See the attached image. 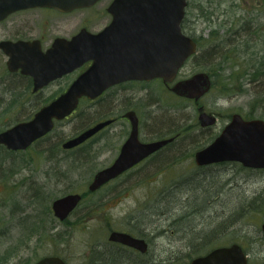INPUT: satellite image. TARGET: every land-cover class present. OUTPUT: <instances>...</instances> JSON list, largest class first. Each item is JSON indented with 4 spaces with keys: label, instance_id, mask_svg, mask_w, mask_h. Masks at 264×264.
Here are the masks:
<instances>
[{
    "label": "rangeland",
    "instance_id": "rangeland-1",
    "mask_svg": "<svg viewBox=\"0 0 264 264\" xmlns=\"http://www.w3.org/2000/svg\"><path fill=\"white\" fill-rule=\"evenodd\" d=\"M110 2L101 0L91 8L57 17V27H51L53 21L46 25L48 17H36V11L15 15L0 25V40L55 34L67 38L82 27L98 32L110 21L106 11ZM186 13L183 30L201 51L228 36L240 45L247 38L248 44H243L254 56L264 51V0H188ZM245 50L228 49L230 53ZM254 56L252 61L257 59ZM241 62L237 54L226 60L205 54L188 59L177 80L205 72L212 81L198 103L175 96L161 83L124 84L96 103L82 102L73 115L57 122L26 150L11 152L0 146V264H34L49 255L61 257L66 264H149L151 258L155 264H189L211 249L242 243L246 235L258 237L264 222V171L237 163L197 167L193 159L232 114L264 120V84L244 85L242 72H236ZM5 67L0 53V131L16 119L31 116L81 70L12 106L8 100L24 94L26 86ZM231 70L235 77L228 76ZM133 107L140 111L143 142L174 133L179 138L154 160L89 194L87 186L94 174L107 166L125 137L124 123L118 121L78 150L65 151L61 144L108 114L120 115ZM198 107L217 116L214 127H199ZM70 193H83V200L59 223L51 203ZM111 230L147 240L146 260L138 262L125 253L126 260L119 263L114 256L103 255Z\"/></svg>",
    "mask_w": 264,
    "mask_h": 264
},
{
    "label": "water",
    "instance_id": "water-1",
    "mask_svg": "<svg viewBox=\"0 0 264 264\" xmlns=\"http://www.w3.org/2000/svg\"><path fill=\"white\" fill-rule=\"evenodd\" d=\"M99 0H0V21L8 14L30 8H53L60 12L88 8ZM188 0H112L107 7L109 25L91 33L82 28L70 40L57 38L42 51L38 41H1L0 50L7 56L8 72H18L32 79V92L50 82L72 73L87 62L91 64L80 73L65 92L42 106L31 119L16 123L0 132V145L7 150L27 149L34 141L48 134L54 121H61L77 107L81 97L94 99L107 88L130 80L161 79L172 83L186 60L197 50L196 42L181 30ZM211 81L204 72L176 81L171 91L180 97L198 100L209 91ZM131 133L122 145L112 165L97 171L87 189L94 192L109 180L133 167L145 157L171 142L173 138L142 143L138 140L137 120L131 118ZM201 127L216 122L199 110ZM108 124L100 122L61 144L71 149ZM197 166L236 162L244 168L264 171V120L244 119L231 115L215 139L194 154ZM81 201L79 193L56 198L51 203L53 216L64 221ZM264 234V223L261 225ZM108 239L146 251L143 239L129 233L112 231ZM238 245L219 247L196 257L189 264H244ZM34 264H66L58 256H44Z\"/></svg>",
    "mask_w": 264,
    "mask_h": 264
},
{
    "label": "flooded vegetation",
    "instance_id": "flooded-vegetation-1",
    "mask_svg": "<svg viewBox=\"0 0 264 264\" xmlns=\"http://www.w3.org/2000/svg\"><path fill=\"white\" fill-rule=\"evenodd\" d=\"M101 1V0H100ZM100 1H98L97 3H99ZM96 3V4H97ZM95 5V4H94ZM93 5V6H94ZM91 6V7H93ZM89 7V8H91ZM83 9H88V8H82V9H78V10H83ZM78 10H73V11H70V12H60L56 9H53V8H30V9H25V10H19V11H16V12H13V13H10L8 14L3 20L0 21V25L4 24V23H8L9 19H11L12 17H15V15H21V14H24V13H27V12H30V11H36L38 12L39 16H36V17H48V20L45 21L46 25H48L50 22L52 23V21L54 22L51 27H57L59 22L57 20V17H66L67 15H70L72 14L73 12H76ZM106 11H107V8H106ZM110 21H111V17H110ZM110 21L107 23V25H109ZM184 22V21H183ZM106 25V26H107ZM104 26V27H106ZM103 27V28H104ZM184 27V25H183ZM82 28H85V27H82ZM82 28H80L75 34L71 35L70 37H63V36H58V35H52V36H49V38H45L46 36L43 35V36H40V37H37V38H33V39H26V38H18V39H1V41H11V42H15V41H38L39 44H40V47L42 49V51H46L47 49H49L53 42L57 39V38H64L66 40H70L74 35H76ZM102 28V29H103ZM87 31H89L87 28H85ZM101 29V30H102ZM100 30V31H101ZM91 32V31H89ZM99 32V31H98ZM91 33H97V32H91ZM48 37V36H47ZM0 53L1 55H3L5 57V66H6V61H7V56L0 50ZM91 64V62H87L85 63L82 67H80L79 69L80 72L73 78L71 79L70 83L80 74L82 73L86 68H88V66ZM6 68V67H5ZM78 69V70H79ZM7 70V68H6ZM77 70L73 71L72 73L70 74H67L57 80H54L52 82H50L48 85H46L45 87H43L41 90L37 91V92H32V79L28 76H23L18 72H15V73H10V74H16V75H20V76H23V77H26L28 80H29V90L31 89V92H27V93H24V94H20L14 98H11L9 99L8 101H13L11 102L12 103V106L14 105V103L16 102H20V101H23V104L27 101H29L31 98L33 97H37L43 90L47 89L50 85H53L55 83H58L60 81H62L63 79L69 77L71 74L75 73ZM9 73V72H8ZM151 82H157V83H161L163 85L164 88L168 89L169 91H171V85L172 84H166L164 83L162 80L160 79H153V80H149V81H138V80H130V81H126V82H122V83H119V84H115L109 88H107L102 94H100L99 96H97L96 98L94 99H88L86 97H81L78 101V105L76 107V109L72 112L71 115H73L80 107L81 103L82 102H87V103H96L98 101H100V99L105 96L112 88H116V87H119V86H122L124 84H128V85H147ZM67 84L66 87H64L63 90H61L60 92H58L56 95L52 96L48 101H52L54 99H56L60 94H62L63 92L66 91V89L68 88V86L70 85ZM181 98V97H180ZM184 98V97H182ZM186 100H189V101H192L194 103H198L200 101L199 100H193V99H187V98H184ZM17 104V103H16ZM44 104L40 105L34 112L31 116H33L35 114V112H37ZM199 110H201L202 112H205L206 114L210 115V116H214L216 118V121H217V116L213 113H207L203 107H198L197 108V123L199 125L200 128L202 129H208V128H212L214 126H207V127H201L200 124H199V121H198V115H199ZM140 111L137 109V108H128V109H125L120 115L118 114H108L107 118L105 120H101L99 122H96L94 125L100 123V122H105L107 121L108 124L106 126H104L103 128H101L98 132H96L94 135H92L90 138H88L86 141H84L83 143L71 148V149H68V150H65V151H70V150H78L80 147L84 146L87 142L93 140L96 136L98 137L99 135H102L103 133H105L106 131L108 130H111L115 127V124L120 121V122H123L124 123V127L123 128H126L125 132H124V139L123 141L117 146V148L113 151V153L111 154V158H110V161L109 163L107 164L106 167L110 166L113 164V162L116 160V158L118 157L119 153H120V150H121V147L122 145L126 142V140L128 139L130 133H131V129H132V124H131V118H136L137 120V134H138V140L142 143H149V142H153V141H157V140H163V139H168V138H173V140L169 143H167L165 146L159 148L158 150H156L155 152L151 153L150 155H148L147 157H145L143 160H141L139 163H137L136 165H134L133 167L129 168L128 170L124 171L122 174H119L118 176H116L115 178L109 180L106 184H104L101 188H103L104 186H106L108 183L112 182V181H116L117 179L123 177V176H127L130 174L131 170L140 166L142 163H144L145 161H152L154 160L155 158L158 157L159 154H162V153H165L166 151H168V149L170 148V146H172L175 141L179 138L180 134L179 133H174L172 134L171 136H168V137H164V138H160V139H157V140H153V141H147V142H143L141 139H140V125H141V120H140ZM70 115V116H71ZM30 116V117H31ZM69 116V117H70ZM229 121V120H228ZM57 122H55L56 124ZM227 123V122H226ZM225 123V124H226ZM224 124V125H225ZM92 125V126H94ZM223 125V127H224ZM92 126H88L87 128L81 130L78 134H80L81 132H83L84 130L92 127ZM222 127V128H223ZM221 128V129H222ZM220 129V130H221ZM220 132V131H219ZM78 134H76L75 136H77ZM218 134V133H217ZM217 135L214 136V138L216 137ZM44 138V137H43ZM42 138V139H43ZM213 138V139H214ZM212 139V140H213ZM37 142V141H36ZM35 143V142H34ZM195 154V153H194ZM193 159H194V155H193ZM195 163V162H194ZM227 162L225 163H218V164H210V165H205V166H199V167H208V166H212V165H222V164H226ZM238 164V163H237ZM196 165V164H195ZM197 166V165H196ZM104 167V168H106ZM198 167V166H197ZM102 168V169H104ZM101 170V169H100ZM100 188V189H101ZM98 189V190H100ZM98 190L94 191V192H88L89 194H92V193H95L97 192ZM83 200V193L81 194V201L80 203L82 202ZM79 203V205H80ZM73 213V212H72ZM71 213V214H72ZM70 214V215H71ZM69 215V217H70ZM68 218H66L63 222H65ZM62 221H60V223H63ZM264 223V222H263ZM262 223V224H263ZM261 224V225H262ZM261 225H260V228H259V235L258 237H252V236H249V235H246L243 239V241L245 243H247V245H249L248 248L245 247V243L243 241H241L242 243H238V242H232L230 243V245H227V246H221V247H229V246H232V245H238L243 256H244V259H245V263L244 264H264V234L262 233V230H261ZM112 231H115V230H111L110 232ZM109 232V234H110ZM121 232V231H119ZM108 234V236H109ZM132 235V234H130ZM108 236H107V239L106 241L103 243V255H106L105 252L109 255H112L114 256V260H118L119 263L123 262L126 260V254L125 253H129L133 256H135L137 258V261L140 262L139 260L142 261V259H145L147 258L148 256V253H149V242L147 240H145L144 238L142 237H137V238H142L145 243H146V251L144 253H141L139 252L138 250L132 248V247H128V246H125V245H122L120 243H117V242H113V241H110L108 239ZM134 236V235H132ZM136 237V236H134ZM246 240V241H245ZM219 248V247H217ZM216 249V248H214ZM214 249H211L210 251L214 250ZM210 251L206 252L205 254H202V255H199V256H204L206 254H208ZM198 257V256H197ZM149 264H155L156 262V259L155 258H151L149 261H147Z\"/></svg>",
    "mask_w": 264,
    "mask_h": 264
},
{
    "label": "trees",
    "instance_id": "trees-1",
    "mask_svg": "<svg viewBox=\"0 0 264 264\" xmlns=\"http://www.w3.org/2000/svg\"><path fill=\"white\" fill-rule=\"evenodd\" d=\"M187 7H188V5H187ZM183 29L184 28H183V24H182V30ZM231 37L232 36H228L227 38L225 37L224 39L221 40L220 44H216V45L210 47L209 49H207L206 51H201L200 44L198 45L197 41L195 40V42L197 43V51H196L195 55H197V54H200L203 56H204V54H205V56L213 55L215 57L223 58L224 60H226V58L230 59L231 56H234L235 54H237V55H239V57H242V62L236 68V72H238V73L242 72V73H240V75L245 80L243 84L247 85V86H250L253 84H255L256 86H259L261 84H264V51H258L254 56L253 55L254 53L247 51V50H249L248 46L244 45V44H248L249 40L247 38H244V40H243L244 44L242 42V44L240 45L239 44L240 42L231 41ZM229 48H233V49L236 48V50H238L239 48H246V50L241 51L240 53H236L239 51H236L234 53H230L228 51ZM253 56L257 58L255 61H252ZM234 72L235 71L231 70L230 73L228 74V76L229 77H232V76L235 77L236 74ZM11 76H13L14 79L16 78V82H20V83L25 84L26 88H23V89L25 90L24 93H26L27 89H29V80L26 77L16 75V74H11ZM29 118H30V116L27 118L16 119L14 123L24 121V120H27ZM8 127L9 126L5 127L4 129H6ZM47 210H49V207L47 208ZM137 234L139 235V233H137Z\"/></svg>",
    "mask_w": 264,
    "mask_h": 264
}]
</instances>
